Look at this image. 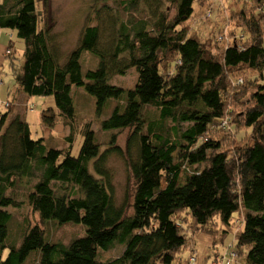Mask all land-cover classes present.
<instances>
[{"label": "trees", "instance_id": "1", "mask_svg": "<svg viewBox=\"0 0 264 264\" xmlns=\"http://www.w3.org/2000/svg\"><path fill=\"white\" fill-rule=\"evenodd\" d=\"M114 1L116 11L107 14L109 43L100 42L102 27L87 26L63 61L49 28L41 27L36 0H0V34L15 31L25 44L17 70L10 50L15 43L6 52L15 84L42 103L53 99L55 104L41 111L42 125L48 131L59 125L66 130L62 140L34 137L26 116H12L0 107V264H173L188 240L177 225L181 212L199 228L215 219L231 226L235 214L242 213L243 227L233 248L246 264H264V38L258 26L264 20V0L243 2L237 15V22L253 20L252 41L239 47L230 37L232 43L220 57L210 41L191 37L185 29L202 1L148 4V20L137 17L141 0ZM163 3L170 5L162 9ZM119 14L128 20L118 23ZM223 25L214 37L228 38L229 25ZM83 52L97 58L95 68L83 69ZM131 68L137 74L132 87L111 82ZM234 69L254 72L258 83L247 86L250 138L241 136L226 147L224 132L231 127L222 124L232 120L225 103L227 71ZM74 89H84L102 118V130L111 134L107 148L88 123L80 129L79 152L74 150ZM125 130L131 132L122 151L115 133ZM112 155L127 160L131 204L129 198L122 206L115 201L108 167ZM23 200L32 218L25 215L17 222L11 209L21 208ZM51 223L80 225L85 234L64 244L49 235L46 225ZM12 235L17 238L10 242ZM118 247L123 248L118 257L100 260V252Z\"/></svg>", "mask_w": 264, "mask_h": 264}, {"label": "rangeland", "instance_id": "2", "mask_svg": "<svg viewBox=\"0 0 264 264\" xmlns=\"http://www.w3.org/2000/svg\"><path fill=\"white\" fill-rule=\"evenodd\" d=\"M202 3H198L195 6L194 17L185 24V29L189 36L199 38L201 41L211 42V47L218 57L222 56L224 48L230 46L231 38L238 41L239 47H242L244 43H250L254 35V26L252 19L242 21L243 18H239L237 22V15L240 12L243 2L251 5V0H224L213 2V5L209 0H201ZM162 0H141L140 10L137 13V17H143L148 20L147 17V5L152 7L162 5ZM114 0H50L48 4H45L43 0H36L38 8V16L44 21L41 25H45L51 32V37L54 46L57 50L64 53L63 61L67 60L68 52L72 51L78 43L84 33L87 26L99 25L102 30L100 32V42L107 44L110 41L111 34V18L107 14L112 15L116 11ZM45 4V5H44ZM202 4V6H201ZM211 4V6H210ZM170 4L163 3L162 9L169 7ZM208 8L207 16L210 13V17L205 16V9ZM101 7V8H100ZM100 9V11L98 10ZM98 11V12H97ZM117 13V12H116ZM146 13V14H145ZM98 14V17L97 15ZM174 15L173 13L171 16ZM215 15V16H214ZM262 15V14H261ZM151 16V14H150ZM263 16V15H262ZM152 17V16H151ZM213 19H212V18ZM264 19V16L263 18ZM128 20L126 14H119L118 23L126 22ZM220 23V25H219ZM260 23V22H259ZM223 24L229 25L228 38L223 37L220 40V35L216 38V28L223 26ZM106 25V26H105ZM237 26V27H236ZM260 28V34L264 38V20L258 24ZM228 31V30H227ZM235 36V37H233ZM231 37V38H230ZM15 43L16 48L10 49L13 52V60L16 64V70L21 64L24 56L25 44L17 37L15 31L3 30L0 34V60L4 57L6 61L0 65V107L3 112L12 111L16 115L26 116L31 132L34 137L44 136L46 139L62 140L63 134L66 133L63 126H57L52 131H48L43 127L41 122V111L44 105L53 103L49 99L42 103V99L39 97H27L24 95L19 86L15 84V68L10 64V58L6 52L9 49L10 42ZM214 46V47H213ZM223 46V47H221ZM247 46V45H244ZM243 46V47H244ZM70 54V53H69ZM67 56V57H66ZM108 55L106 57H109ZM113 61H111L112 63ZM81 63L84 70L93 69L97 65V58L91 53L83 52L81 57ZM126 61L117 62L115 70L122 67ZM254 72H249L246 69H234L227 71V83L229 86L228 93H226L225 103L228 115L232 120H226L222 125L231 127L230 130L224 132L226 135V147H232L236 145L237 140L243 136L245 139H249L247 129L245 128V111L250 108L251 104L248 99L249 84L253 85L258 83ZM137 80V74L134 69H128L124 75H115L112 77L111 82L121 87H132ZM84 89H74V96L77 108V131L75 137V151L78 153L82 143V131L80 130L85 124H90L95 131L97 137L102 143V148L108 147L111 134L102 130L101 120L95 113V107L92 101L89 99L83 91ZM4 103H9V108L4 106ZM81 132V133H80ZM118 132V131H117ZM130 130L115 133L117 145L122 151H126L128 137ZM108 167L113 173V183L115 188V201L118 205L122 206L128 199V204L132 203L131 196V184L132 178L128 170L127 160L123 156L112 155L108 160ZM23 191L21 194H25L26 185L23 184ZM25 197V196H24ZM20 199H24L21 195ZM24 201V204L19 209H11L14 214L15 220L20 222L23 220V216L29 215L32 218V209L28 203ZM177 224L187 236V244L184 248L178 250L173 264H225L221 261L223 254H227L230 251H235L237 254V260L234 264H246L244 256L239 254L238 249L233 248L234 240L240 229L243 227L242 213H236L233 217V223L231 226L224 225L215 219L208 226L204 228L197 227L193 220L190 218L187 212H181L176 216ZM37 223L40 224L39 219ZM49 235L53 238L61 240L64 244H69L74 238L80 237L85 234V230L80 225H65L58 226L54 224L46 225ZM17 236L12 235L9 237V241H16ZM231 240V242H230ZM21 241V240H20ZM19 241V242H20ZM229 244L228 247H226ZM123 248H115L108 252H100V260L103 262L109 261L118 257ZM196 257V262H191V258Z\"/></svg>", "mask_w": 264, "mask_h": 264}, {"label": "built area", "instance_id": "3", "mask_svg": "<svg viewBox=\"0 0 264 264\" xmlns=\"http://www.w3.org/2000/svg\"><path fill=\"white\" fill-rule=\"evenodd\" d=\"M200 1H201V0H200ZM216 1H220V2L223 3L224 0H216ZM208 16H211L210 13H209ZM224 36L227 38L226 34H222V35H220V37H219L220 40H222ZM1 82H2V80L0 79V83H1ZM5 106L7 107L8 104H5ZM223 260H224L225 263H226V262H228V263H234V262L237 260V254H236V252L233 251V250L230 251L229 253H227V256H225ZM190 261L193 262V263H195V262H196V259H195L194 257H192Z\"/></svg>", "mask_w": 264, "mask_h": 264}, {"label": "crops", "instance_id": "4", "mask_svg": "<svg viewBox=\"0 0 264 264\" xmlns=\"http://www.w3.org/2000/svg\"><path fill=\"white\" fill-rule=\"evenodd\" d=\"M4 63V61H3V58H2V60H0V64H3Z\"/></svg>", "mask_w": 264, "mask_h": 264}, {"label": "clouds", "instance_id": "5", "mask_svg": "<svg viewBox=\"0 0 264 264\" xmlns=\"http://www.w3.org/2000/svg\"><path fill=\"white\" fill-rule=\"evenodd\" d=\"M5 104H8V103H4V106H5Z\"/></svg>", "mask_w": 264, "mask_h": 264}, {"label": "bare ground", "instance_id": "6", "mask_svg": "<svg viewBox=\"0 0 264 264\" xmlns=\"http://www.w3.org/2000/svg\"><path fill=\"white\" fill-rule=\"evenodd\" d=\"M214 2H216V0H214ZM209 10V9H208Z\"/></svg>", "mask_w": 264, "mask_h": 264}]
</instances>
